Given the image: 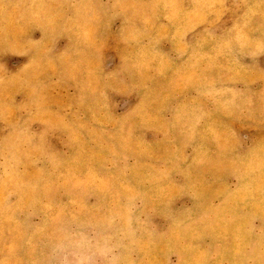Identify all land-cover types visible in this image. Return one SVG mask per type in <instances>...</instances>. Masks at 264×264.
Returning a JSON list of instances; mask_svg holds the SVG:
<instances>
[{
    "label": "rangeland",
    "instance_id": "rangeland-1",
    "mask_svg": "<svg viewBox=\"0 0 264 264\" xmlns=\"http://www.w3.org/2000/svg\"><path fill=\"white\" fill-rule=\"evenodd\" d=\"M0 264H264V0H0Z\"/></svg>",
    "mask_w": 264,
    "mask_h": 264
}]
</instances>
